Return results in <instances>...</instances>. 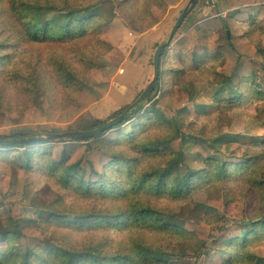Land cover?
I'll use <instances>...</instances> for the list:
<instances>
[{
    "label": "trees",
    "instance_id": "16d2710c",
    "mask_svg": "<svg viewBox=\"0 0 264 264\" xmlns=\"http://www.w3.org/2000/svg\"><path fill=\"white\" fill-rule=\"evenodd\" d=\"M227 2L233 9L227 16L210 17L188 31L182 28L178 30L173 49L180 66L170 69L174 79L170 87L171 105L154 98V93L160 87L158 85L142 103L123 107L109 120L127 110L132 113L128 119L96 136L0 144V148L4 149H23L22 157L26 158L30 169L42 168L50 176L58 178L63 187L75 190L81 196H95L97 200L106 198L112 202L130 201L125 206L94 209L87 214H52L53 220L79 228L100 226L154 230L160 234L183 236L186 242L163 249L148 243L139 231L138 235H130L127 242L118 240L115 243L107 238L85 249L73 245L65 247L38 231L34 220L20 215L19 205L13 203L14 180L0 173V210L3 207L10 210L9 218H0L2 262L164 264L173 258L186 256L231 254V249L237 246L246 248L252 240L264 235V207L256 208L257 217H251L247 203L242 199L216 201V206L223 209V224L216 226L204 219L186 220L180 210L192 200L197 188L213 182L227 186L233 179L245 177L236 174L244 173L261 156H241L234 149L229 153L233 161L231 158L220 161L214 157L221 151L217 141L197 134L196 122L182 123L178 118L187 112L188 104L199 92L196 83L188 81L187 76L198 72L210 58L222 61L220 70L216 72L218 85L210 89L212 97L220 104L236 106L250 96L258 100V113H264V42L254 44L237 24L238 20L247 21L251 24L250 30L258 29L264 33V0ZM254 4L260 6L258 18L253 16ZM95 5L91 0H0V93L5 91L9 79L19 82L26 78L18 75V72L13 74V71H9L10 49L31 44L60 46L92 41L104 44L101 35L107 22L93 8ZM145 52L146 39L141 36L131 50L129 59L138 64ZM56 65L57 75L64 85L70 86L77 80L76 72L65 61L57 60ZM41 78L33 73L26 81L28 86H20L39 98L43 87ZM109 120L94 119L89 124L81 123L68 130H55L36 124L9 135L0 134V139L15 140L65 131L96 130ZM129 122L132 125L127 129L125 125ZM160 124L171 129L168 135L159 139L148 136L149 130ZM175 141L178 148L173 144ZM260 141L264 144V139ZM187 142L193 143V153L205 164L204 168L186 166L182 172ZM248 177L252 178V175ZM250 181L255 185H264L263 180L252 178ZM135 197L137 201L132 200ZM161 197L177 204L159 206L153 199Z\"/></svg>",
    "mask_w": 264,
    "mask_h": 264
},
{
    "label": "rangeland",
    "instance_id": "374dc122",
    "mask_svg": "<svg viewBox=\"0 0 264 264\" xmlns=\"http://www.w3.org/2000/svg\"><path fill=\"white\" fill-rule=\"evenodd\" d=\"M189 1L91 0L96 4L93 8L107 22L101 35L104 44L93 41L60 46L31 44L10 49L9 71H13V74L18 72V75L26 78L19 82L9 79L5 91L0 93V134L9 135L36 124L55 130H68L81 123L89 124L94 119L109 120L115 112L133 103L152 81L155 52L159 45L168 40L173 26ZM253 7V16L258 18L257 9L260 6L254 4ZM232 10L227 0H199L191 8L181 28L188 31L210 17L227 16ZM237 24L254 44L264 42L261 30H250L251 24L243 20H238ZM141 36L146 39V52L136 64L129 59V55ZM57 60L65 61L76 72L77 80L72 85L66 86L61 82L56 72ZM221 63L220 60L210 58L201 65L198 72L187 76L188 81L196 83L199 92L188 104L187 112L178 118L182 123L196 122L197 134L217 141L221 151L214 157L220 161L229 160V153L234 149L241 156H261L244 173L236 174L245 177L233 179L227 186L213 182L199 187L193 192L192 200L181 207L184 219H204L214 226L223 224V209L216 206L217 200L242 199L247 203L251 217H257L256 208L264 207V185H255L250 181L252 178L264 181V144L260 141L264 139V113H258V100L251 99L250 96L236 106L220 104L212 97L210 89L218 85L216 72L220 70ZM179 66L178 55L172 44L162 61L159 90L154 93V98L166 105L172 104L170 87L174 79L170 69ZM33 73L43 77L39 98L22 87L28 86L26 81ZM130 125L132 122L125 126L129 129ZM169 130L171 131L160 124L152 127L147 134L159 139L166 137ZM173 144L178 148L177 141ZM192 148V142L185 144V166L182 165V172L186 170V166L193 169L205 167ZM22 151L23 149L17 148H0V173L14 180L13 203L19 205L20 215L34 220L38 231L44 236L55 239L65 247L73 245L85 249L107 238L113 239V242H127L130 235H138L140 230L137 228H79L53 220L52 214H87L94 209L125 206L130 201L112 202L106 198L97 200L95 196H81L77 191L63 187L58 178L50 176L42 168L30 169L26 158L22 157ZM248 175H252V178ZM132 200L137 201L138 198ZM153 200L159 206L177 204L163 197ZM9 216V207H3L0 218L6 220ZM140 234L148 243H154L163 249L168 245L177 247L179 242H186L183 236L160 234L154 230L140 231ZM0 264L12 263L0 260ZM164 264H264V235L252 240L246 248L237 246L231 249V254L186 256L173 258Z\"/></svg>",
    "mask_w": 264,
    "mask_h": 264
},
{
    "label": "water",
    "instance_id": "95a60500",
    "mask_svg": "<svg viewBox=\"0 0 264 264\" xmlns=\"http://www.w3.org/2000/svg\"><path fill=\"white\" fill-rule=\"evenodd\" d=\"M199 0H190L183 10L180 17L177 19L175 25L173 26L168 40L157 48L155 55H154V77L152 81L147 85V87L140 93L139 97L132 103L131 107L135 106L136 104L142 103L155 89V87L160 82V76L162 72V61L166 54V51L172 46L173 41L177 35L178 30L181 28L184 20L189 15L191 8L196 5V3ZM229 36V31H228ZM130 111H125L124 113L120 114L119 116L109 120L104 126H102L99 129L96 130H87V131H65L61 133H50L47 136H41V137H34V138H24V139H15V140H1L0 144L6 145V144H12V143H24V142H31L35 140H40L44 138H68V137H93L96 136L108 129H111L112 127L120 124L124 120L128 119L131 116Z\"/></svg>",
    "mask_w": 264,
    "mask_h": 264
},
{
    "label": "crops",
    "instance_id": "0c3cea01",
    "mask_svg": "<svg viewBox=\"0 0 264 264\" xmlns=\"http://www.w3.org/2000/svg\"><path fill=\"white\" fill-rule=\"evenodd\" d=\"M258 10V9H257Z\"/></svg>",
    "mask_w": 264,
    "mask_h": 264
}]
</instances>
